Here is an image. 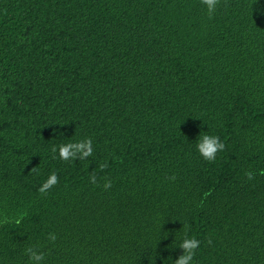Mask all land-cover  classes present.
<instances>
[{
  "label": "trees",
  "instance_id": "16d2710c",
  "mask_svg": "<svg viewBox=\"0 0 264 264\" xmlns=\"http://www.w3.org/2000/svg\"><path fill=\"white\" fill-rule=\"evenodd\" d=\"M262 171L264 0H0V264H264Z\"/></svg>",
  "mask_w": 264,
  "mask_h": 264
},
{
  "label": "clouds",
  "instance_id": "9594fccd",
  "mask_svg": "<svg viewBox=\"0 0 264 264\" xmlns=\"http://www.w3.org/2000/svg\"><path fill=\"white\" fill-rule=\"evenodd\" d=\"M201 3L207 8V15L209 19L214 18L217 7L220 4V0H201ZM227 6V5H225ZM196 147L200 155L204 160L208 162H213L216 159L218 152H222L225 150V143H223L219 136L204 134L199 137ZM58 151L59 158L62 161L69 160H77L80 161L85 160L91 157L94 153L93 141L91 137H86L83 140L78 142H69L66 144H61L59 146L52 147V153L55 154ZM100 170L103 171L108 167L106 163H102L99 165ZM33 172L36 171L35 168L31 169ZM249 181L255 178V173L252 171H247L244 173ZM261 175H264V171L261 172ZM170 180L175 181L176 177L173 175L169 177ZM90 183H97V176L95 172L90 176ZM59 184V176L56 172H52L49 174L48 178L38 189L41 195H47L53 187ZM112 187V181L110 179L105 178V183L103 184V189L107 191ZM11 222H15L17 225L21 223V219L18 218H9L4 216L2 220H0V224H8ZM187 227V226H184ZM57 235L55 233H49L48 239L51 243H55L57 240ZM208 243L211 244L212 240L209 239ZM201 241L197 239L195 236L189 238L187 233H185L184 239L180 243L179 247L183 249V254L179 256L178 259L174 261V264H192L196 256V251L200 247ZM25 254L29 257L32 264H41L45 259V253L42 251H38L35 246H29L25 250Z\"/></svg>",
  "mask_w": 264,
  "mask_h": 264
}]
</instances>
